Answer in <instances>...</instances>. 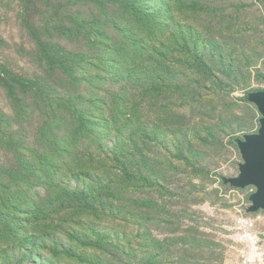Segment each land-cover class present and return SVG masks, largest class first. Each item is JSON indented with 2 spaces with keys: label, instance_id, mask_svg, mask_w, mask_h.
Wrapping results in <instances>:
<instances>
[{
  "label": "rangeland",
  "instance_id": "obj_1",
  "mask_svg": "<svg viewBox=\"0 0 264 264\" xmlns=\"http://www.w3.org/2000/svg\"><path fill=\"white\" fill-rule=\"evenodd\" d=\"M263 93L264 0H0V264H236Z\"/></svg>",
  "mask_w": 264,
  "mask_h": 264
},
{
  "label": "water",
  "instance_id": "obj_2",
  "mask_svg": "<svg viewBox=\"0 0 264 264\" xmlns=\"http://www.w3.org/2000/svg\"><path fill=\"white\" fill-rule=\"evenodd\" d=\"M252 98H260L259 104L254 103L263 116L262 135L251 138L249 146L243 148L247 166L243 169L237 185L242 187L255 185L258 188L257 194L252 198L254 203L252 213H257L264 210V93Z\"/></svg>",
  "mask_w": 264,
  "mask_h": 264
},
{
  "label": "built area",
  "instance_id": "obj_3",
  "mask_svg": "<svg viewBox=\"0 0 264 264\" xmlns=\"http://www.w3.org/2000/svg\"><path fill=\"white\" fill-rule=\"evenodd\" d=\"M264 219L239 217L236 221L234 241L238 249L236 264H264V237L257 232V225Z\"/></svg>",
  "mask_w": 264,
  "mask_h": 264
},
{
  "label": "bare ground",
  "instance_id": "obj_4",
  "mask_svg": "<svg viewBox=\"0 0 264 264\" xmlns=\"http://www.w3.org/2000/svg\"><path fill=\"white\" fill-rule=\"evenodd\" d=\"M262 101V100H261ZM255 102L257 103V104H259V102H260V98H255Z\"/></svg>",
  "mask_w": 264,
  "mask_h": 264
}]
</instances>
